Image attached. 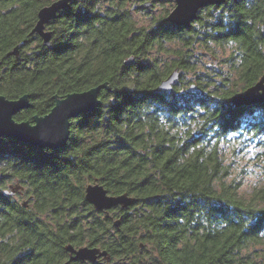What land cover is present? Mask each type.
<instances>
[{"label": "trees", "instance_id": "1", "mask_svg": "<svg viewBox=\"0 0 264 264\" xmlns=\"http://www.w3.org/2000/svg\"><path fill=\"white\" fill-rule=\"evenodd\" d=\"M51 1L0 0V94L30 101L14 119L47 113L54 96L109 90L70 119L62 147L0 136V264H65L67 243L106 249L114 264H264V186L240 195L221 153L244 126L264 144V103L229 100L264 71V0L205 6L187 26L165 21L169 11L137 26L142 0H73L46 24L48 48L30 30ZM211 43L231 49V72L197 69ZM173 69L172 88L154 91ZM94 181L134 203L95 209L84 198ZM15 183L22 192L5 194Z\"/></svg>", "mask_w": 264, "mask_h": 264}, {"label": "water", "instance_id": "2", "mask_svg": "<svg viewBox=\"0 0 264 264\" xmlns=\"http://www.w3.org/2000/svg\"><path fill=\"white\" fill-rule=\"evenodd\" d=\"M73 0H52L50 3L37 10L36 22L30 30V34H37L44 46L51 47V31L46 29V24L57 16L59 10L66 8ZM174 6L164 17L165 21L177 25L187 26L195 20L198 11L208 5L220 4L226 0H173ZM149 6L150 2L143 3ZM25 40L18 42L6 55H18L19 49ZM133 57L125 60V64H131ZM179 71L173 69L165 78L161 79L154 91L170 90L179 78ZM109 90L107 83L92 86L83 91L69 92L63 96H54V104L45 114H34L31 120L17 121L14 115L21 109L30 106L29 95L22 94L17 98H7L0 94V136L11 137L19 142L37 148H59L65 145L69 138L70 119L79 114L91 111L100 104L99 92L101 89ZM230 102L236 107L264 103V71L256 82L246 88L237 91L230 97ZM23 186L18 183L9 184L4 190L5 194L22 192ZM84 198L97 210L105 212L113 207L126 209L134 203L135 198L126 192L109 194L98 181L89 182L84 187ZM28 199L22 201L26 207ZM118 226L119 219L113 221ZM68 252V261L82 260L94 263L99 256L105 260L110 259L106 249L98 246L80 245L74 246L67 243L64 246ZM65 262V264L68 263ZM166 264V263H165Z\"/></svg>", "mask_w": 264, "mask_h": 264}, {"label": "rangeland", "instance_id": "3", "mask_svg": "<svg viewBox=\"0 0 264 264\" xmlns=\"http://www.w3.org/2000/svg\"><path fill=\"white\" fill-rule=\"evenodd\" d=\"M142 1H149L150 5L145 8H134L132 15L137 26H148L152 20L166 11H170L174 6L173 0ZM142 1L134 0L132 5L136 7V4H141ZM209 46V49L199 50L197 69L203 71L210 68L209 71L231 72L230 65L225 60L231 49L228 46H216L212 43ZM185 77L194 78L191 72H188ZM230 78L233 81L232 87L239 88L240 83L236 74L232 73ZM262 137V134H258L244 126L239 131L230 133L221 144L222 157L229 168L227 180L233 179L234 182H238L240 185L238 193L245 198H249L255 190L264 186V144ZM24 198L22 197L20 200Z\"/></svg>", "mask_w": 264, "mask_h": 264}, {"label": "flooded vegetation", "instance_id": "4", "mask_svg": "<svg viewBox=\"0 0 264 264\" xmlns=\"http://www.w3.org/2000/svg\"><path fill=\"white\" fill-rule=\"evenodd\" d=\"M99 248H101V247H99ZM101 249H103V248H101ZM68 257H69V254H68ZM86 262L89 263L88 261H86ZM92 264H114V263L113 262H110V259L109 260H105L102 256H99L97 258V260L94 263H92Z\"/></svg>", "mask_w": 264, "mask_h": 264}]
</instances>
